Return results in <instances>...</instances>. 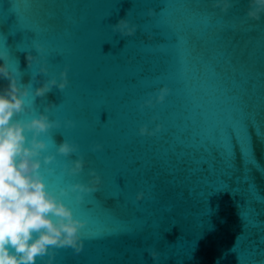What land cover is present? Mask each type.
<instances>
[{"label":"water","instance_id":"obj_1","mask_svg":"<svg viewBox=\"0 0 264 264\" xmlns=\"http://www.w3.org/2000/svg\"><path fill=\"white\" fill-rule=\"evenodd\" d=\"M255 7L0 0V48L32 90L24 116L59 121L46 134L49 187L67 189L86 221L79 248L51 246L35 264H264V11L249 15ZM239 121L243 152L227 141ZM65 140L69 154L57 151ZM96 176L93 190L73 188Z\"/></svg>","mask_w":264,"mask_h":264},{"label":"clouds","instance_id":"obj_2","mask_svg":"<svg viewBox=\"0 0 264 264\" xmlns=\"http://www.w3.org/2000/svg\"><path fill=\"white\" fill-rule=\"evenodd\" d=\"M249 2L256 5L249 15L259 18L264 0ZM119 27L128 33L134 31L127 20H121ZM26 59L31 65L37 57L29 52ZM10 61V53L0 48V264H35L51 246L79 248L80 228L86 221L77 217L63 198L67 189L49 187L45 173L52 170L45 166L54 155L44 154L49 146L46 134L59 121L51 120L47 113L25 118L24 114L31 111L32 90L15 74ZM56 83L55 78L44 82L35 89V95L45 94ZM72 150L66 140L57 147L63 154ZM82 164L76 160L72 171L80 170ZM98 183L96 176L91 186L76 184L73 188L91 191Z\"/></svg>","mask_w":264,"mask_h":264},{"label":"snow or ice","instance_id":"obj_3","mask_svg":"<svg viewBox=\"0 0 264 264\" xmlns=\"http://www.w3.org/2000/svg\"><path fill=\"white\" fill-rule=\"evenodd\" d=\"M233 134L235 135V142H232V137L231 136H227V141H228V146L231 147V149L233 151H235L237 148H240L241 152H243V147L240 144V134L241 132H245L247 131V126L246 124H244L243 121H239L235 126H233ZM225 140V134L221 133V141L223 143V141Z\"/></svg>","mask_w":264,"mask_h":264}]
</instances>
